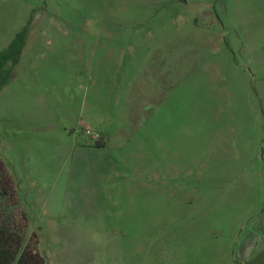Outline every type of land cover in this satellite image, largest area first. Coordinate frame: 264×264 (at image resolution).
I'll use <instances>...</instances> for the list:
<instances>
[{"label":"rangeland","instance_id":"rangeland-1","mask_svg":"<svg viewBox=\"0 0 264 264\" xmlns=\"http://www.w3.org/2000/svg\"><path fill=\"white\" fill-rule=\"evenodd\" d=\"M28 23L0 87V159L27 216L25 242L39 240L45 264H113L82 256L67 228H106L105 249L116 224L136 220L129 192L151 174L158 189L181 186L179 207L165 205L168 252L153 251L151 264H177L183 218L215 249L264 241V0H0V51ZM145 109L152 125L166 117L178 129L163 165L138 139ZM87 142L117 151L107 180L78 163ZM8 208L0 196L2 218Z\"/></svg>","mask_w":264,"mask_h":264},{"label":"crops","instance_id":"crops-1","mask_svg":"<svg viewBox=\"0 0 264 264\" xmlns=\"http://www.w3.org/2000/svg\"><path fill=\"white\" fill-rule=\"evenodd\" d=\"M141 111L143 112L138 117L136 116L138 120L136 127L138 129L139 126H143L140 129H143L145 134L138 139L144 140L146 145H150V149L153 150V147H155L156 150L160 151V160L163 165L165 163L163 158H168L169 155L165 147L168 140L167 134H178V129L170 130L166 117L152 125L150 119L153 110L145 109ZM153 134L156 136H153ZM154 137L158 138V142L155 141ZM101 143L103 144L96 146L90 142L80 145L84 153L78 160V163L88 170L87 176L90 175V179L95 178L97 181L107 180L112 169H115L117 165V151H108L105 142ZM156 145L159 147H156ZM171 180H173L174 186H172L173 189L170 192L164 185L161 186V189L153 185L154 176L152 174L145 176L140 182L137 181L133 185L134 187L129 192L128 213L130 216H136V220L116 224L112 228L113 234L111 237L106 238L105 249L96 250V246L103 245L104 239L100 236H102V232L106 228L93 227L95 224H89L88 227L83 229L68 226L67 229L72 233L70 234L68 231L65 233L66 243L68 245H76L82 256H92L100 252H104L102 255L106 256L111 254L113 264H124L125 262L128 264H139L142 259L146 261L144 264H151L146 259L149 258L153 251L160 255L168 252V249H166L167 243L162 232L163 228L168 227L170 224V222L165 220V214L168 213L165 205L172 199H175V201L171 202L172 207L177 208L180 203H178L177 198L179 195L178 190L181 189L178 184L179 180ZM168 181L166 176L161 177L159 181L157 180V182L164 183L167 186ZM142 188L144 190L140 192ZM147 188L151 189L152 192L149 193ZM110 194L113 196L117 195L119 198L123 197V193L120 191H111ZM153 199L159 205L148 206L149 201ZM141 214L144 216L139 219L138 215ZM195 217L197 216H188L187 220ZM185 221L186 219L183 218L181 224L183 231L176 240L177 264H264V245L253 248L248 260H241L236 256L237 252L238 254L240 253L241 248L239 251L238 247H234L233 241H224L218 246L219 249H215L216 245L205 244L202 241L201 234L196 228L197 222L187 221L185 223ZM194 225L197 233L193 230L192 226ZM80 230H83V232H80ZM207 237L208 234L206 233ZM86 247L93 251L90 252ZM202 261L206 263H202Z\"/></svg>","mask_w":264,"mask_h":264},{"label":"trees","instance_id":"trees-1","mask_svg":"<svg viewBox=\"0 0 264 264\" xmlns=\"http://www.w3.org/2000/svg\"><path fill=\"white\" fill-rule=\"evenodd\" d=\"M29 23L24 26L13 38L7 47L0 51V87L5 81L3 74L9 63L11 74L13 68L20 60L21 53L26 43ZM0 196L8 197L9 216L2 218L0 215V264H45V258L38 250L36 234L30 237L35 239V244L25 242L26 229L28 225L27 216L19 210V199L16 193L14 179L7 171L4 162L0 159ZM251 237V236H250ZM248 237L242 245L240 253L236 254L241 260H248L251 251L255 247L263 246L264 241L256 237ZM249 239V240H248ZM248 241L247 245L245 242Z\"/></svg>","mask_w":264,"mask_h":264}]
</instances>
